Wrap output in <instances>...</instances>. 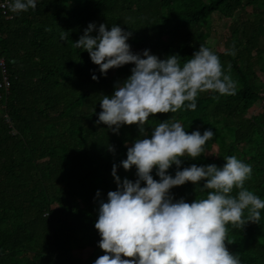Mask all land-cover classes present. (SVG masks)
<instances>
[{"label": "trees", "instance_id": "obj_1", "mask_svg": "<svg viewBox=\"0 0 264 264\" xmlns=\"http://www.w3.org/2000/svg\"><path fill=\"white\" fill-rule=\"evenodd\" d=\"M9 14L0 19V56L10 80L8 90L0 89V264H93L105 254L95 227L99 202L117 189L113 164L127 159L142 134L136 123L118 134L96 123L102 96L114 94L134 63L103 75L75 44L90 22L132 32L134 52L150 49L161 59L179 54L183 64L203 44L220 57L235 92L203 91L195 110L150 114L146 134L166 119L181 121L189 132L212 128L205 152L182 157L180 168L222 167L225 157L236 155L253 168L245 187L264 199V0H37L36 8ZM219 23L225 26L221 38ZM176 168L167 171L175 175ZM136 171L135 165L117 169L121 180L135 181ZM152 174L160 179L155 168ZM204 183L188 181L171 192L192 202L211 191ZM259 211L258 222L248 221L246 209L245 224L227 225L231 242L225 243L243 264H264ZM79 251L86 256H76Z\"/></svg>", "mask_w": 264, "mask_h": 264}, {"label": "clouds", "instance_id": "obj_2", "mask_svg": "<svg viewBox=\"0 0 264 264\" xmlns=\"http://www.w3.org/2000/svg\"><path fill=\"white\" fill-rule=\"evenodd\" d=\"M5 5L19 14L36 8L37 0H3L0 7ZM132 34L118 24L109 30L106 23L90 22L75 41L105 76L109 69L134 63L131 75L117 82L114 94L102 96L103 111L96 123L105 122L117 134L124 124L136 123L142 134L128 148L127 159L120 161L126 170L136 166L137 179L121 180L120 164H113L117 189L107 193L106 201L100 200L95 223L105 254L93 264H243L225 241L231 242L229 223L245 224L246 209L248 221L254 222L264 209V199L245 187L252 165L230 155L222 167L193 163L181 169L182 157L195 158L205 152L206 142L215 135L212 128L189 132L181 121L168 119L154 126L150 136L145 128L150 114L175 113L182 107L195 110L201 92L231 94L236 82L225 74L220 57L203 44L181 64L179 54L161 59L150 49L134 52L128 43ZM61 38H66L64 33ZM92 78L99 80L95 73ZM109 148L115 152L114 146ZM173 164L175 175L167 171ZM154 168L159 180L152 174ZM201 180H205L202 188L211 189L205 198L188 202L183 197L175 199L171 192L174 186ZM142 182L146 183L142 186ZM234 188L239 189L236 194Z\"/></svg>", "mask_w": 264, "mask_h": 264}, {"label": "built area", "instance_id": "obj_3", "mask_svg": "<svg viewBox=\"0 0 264 264\" xmlns=\"http://www.w3.org/2000/svg\"><path fill=\"white\" fill-rule=\"evenodd\" d=\"M0 3H3V0H0ZM10 9L5 5L0 7V19L5 18L9 19L12 17L10 14ZM0 74H1V79H0V89L8 90L10 87V80L7 75V68L5 61L3 57L0 56ZM264 104V102H263Z\"/></svg>", "mask_w": 264, "mask_h": 264}, {"label": "rangeland", "instance_id": "obj_4", "mask_svg": "<svg viewBox=\"0 0 264 264\" xmlns=\"http://www.w3.org/2000/svg\"><path fill=\"white\" fill-rule=\"evenodd\" d=\"M248 12L250 11V8H247L246 9ZM215 27V26H214ZM224 24L223 23H219V24H217L216 25V27H215V29H220L219 31H217V33H216V37H219V38H221L220 37V34H221V32L222 31H224L225 29H224ZM260 79H261V81L262 82H264V73L260 76ZM256 108H252L251 110L253 111V110H255ZM212 147V148H211ZM210 148L212 149V150H210L209 151V155L212 153V152H214L215 150H216V146L215 145H212V146H210ZM86 254H87V251H79V252H75V255L76 256H78V257H80V258H84L85 256H86Z\"/></svg>", "mask_w": 264, "mask_h": 264}]
</instances>
